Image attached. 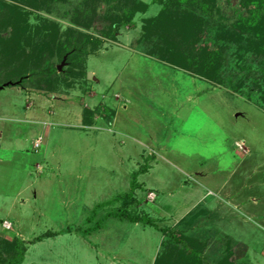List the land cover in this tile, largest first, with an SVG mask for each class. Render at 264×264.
<instances>
[{"label": "rangeland", "instance_id": "1", "mask_svg": "<svg viewBox=\"0 0 264 264\" xmlns=\"http://www.w3.org/2000/svg\"><path fill=\"white\" fill-rule=\"evenodd\" d=\"M81 1L47 0L35 10L26 0H2L0 49L12 56L11 64L33 47L46 60L56 54L52 42H35L21 20L51 36L55 23L68 34L81 28L75 19L86 18L84 11H73ZM140 1L144 11L115 39L104 36L112 25L108 19L95 20L91 30L81 25L82 35L71 36L77 48L58 64L60 84L51 86L56 90L31 71L26 79L16 73V82L6 81L16 68L0 54V264L10 257L6 246L15 237L26 244L23 264H155L163 252L158 264H215L224 258L222 264H264V102L236 89L232 68L221 70L222 81L211 82L146 49L158 28L163 40L174 38L168 20L151 25L163 3L167 16L180 21L179 35L186 41L196 35V49L219 33L220 22L230 34L247 38L257 30L264 38L263 12L257 15V7L244 0H208L196 9L189 0ZM98 3L100 16L121 13L115 0L91 3L90 12ZM88 34L99 47L91 54L78 44ZM256 69L257 80L264 68ZM80 71L87 79L79 78ZM243 166V181L236 185L232 173ZM144 167L151 168L147 174ZM150 189L157 191L156 203L154 193L149 201ZM210 191L211 205L226 209L200 203L195 224L183 227L191 233L172 238L176 220ZM122 213L140 214L143 221L135 224ZM148 219L155 225L145 224ZM48 232L63 234L32 244Z\"/></svg>", "mask_w": 264, "mask_h": 264}, {"label": "trees", "instance_id": "2", "mask_svg": "<svg viewBox=\"0 0 264 264\" xmlns=\"http://www.w3.org/2000/svg\"><path fill=\"white\" fill-rule=\"evenodd\" d=\"M28 1L26 4L30 6L32 9H41L46 3L47 0H26ZM105 2L107 0H83L81 3L75 4V7L73 8L74 12H79L82 13L84 11V16L86 17L84 21L81 23L80 19H75V22H79L80 24L78 27L83 26L85 29H90L94 25L95 20L98 21L100 20H105L108 19L112 21V25L109 26V28L106 29L104 32V36L110 38V39H115L117 35L119 34L120 28L128 25L131 23L135 16L138 13H141L144 10H141V1L140 0H115L118 4L120 3V6H118V11H121V13H112V12H106L103 16H100L99 14V3L97 5V8H94L90 12V5L91 3H97V2ZM155 2H162V0H153ZM168 2H174L175 0H167ZM184 1V0H183ZM208 0H189L187 4L192 5V9H196L195 5H198L199 2L206 3ZM247 2V4L250 6L257 7L256 9V14L259 15L260 12H263L262 15H260L259 19V25L261 26L262 24L264 25V0H244V2ZM185 2V1H184ZM2 3V0H0V4ZM115 3V2H114ZM186 3V2H185ZM164 9L162 10V13L160 16L155 18L152 21L153 25L152 27H155V22H158L160 25L161 23H165L168 20V26H173L171 30V36L174 38H168L166 37L165 40H163L162 32H160V29H157V34L155 35V38L147 41L148 47L146 48L148 51H150V54L152 56H159L162 61L168 62L169 64L176 66L178 68H192V73L194 75H200L204 78L207 79V81H213V80H218V77H220V80L222 81L221 78V73L224 68H232V73L237 79L238 83V88H236L241 94L244 95H251V97L254 95H258L260 101L264 102V72L262 76L256 80V76L259 77L261 74L260 71L256 68L263 69L264 68V38L262 35L258 33L257 30H255L256 33H249L247 39L244 37V33H237V34H230L226 31H224V23L220 22L217 25L216 33L214 36L209 37V40H207L203 45L202 48H195L191 41H194L196 38V35L191 34L190 36V41H186V39L179 35V31L177 32V26L180 28V21H178L176 18L173 19V15L168 14L169 12V7H165V3H163ZM243 8V6L239 7ZM204 13L208 14V11H203ZM202 12V13H203ZM237 12V13H236ZM236 17L240 12L236 11ZM199 20L204 23H209L204 21V16L203 14H198ZM69 17V16H68ZM106 17V18H105ZM197 18V16H196ZM26 21V20H25ZM21 20V24L25 25L26 24V29L31 31L32 35L34 36L35 39H37V42L39 41V38L42 40H45V46L48 45V41L52 42V51L55 52L56 54L52 56L49 59H44L41 57L40 51H36L37 47H33L30 52H27V50L24 51L23 56H20L18 60H15L12 64V56L5 51V48L0 49V54L4 55L3 59L4 61H9L6 63H10L11 65L10 68H16L15 73L12 71L11 73H6V77L8 80L6 81H17L14 79V77H17L16 73L19 76V79L23 80L26 79L27 75L29 72H33L35 78L38 80L44 79L46 83V87H50V91L54 90L55 87H51L59 83V72H58V64L62 58L68 54V53H73L75 51V48L77 46L73 43L72 37H76L77 34H81V31L83 29L77 30L75 27L70 28L68 31V34L66 32H60L59 26L54 23V28H53V35L51 36L50 34L52 33L49 30H44L38 26L32 25L30 20L28 19L27 22ZM105 22V21H104ZM103 22V23H104ZM170 22V23H169ZM258 22V21H257ZM97 23V22H96ZM107 23V21H106ZM262 23V24H261ZM173 24V25H172ZM179 24V25H178ZM82 25V26H81ZM155 25V26H154ZM262 25V26H263ZM264 27V26H263ZM197 29V28H196ZM200 30L203 29V25L201 24L200 27L198 28ZM1 31V29H0ZM177 32V35H176ZM72 36V37H71ZM231 38V40H229ZM94 36L91 34H88L85 36L84 42H79L78 44H81L82 46V51H89L91 54L92 51H95L99 47H96L97 40H95ZM28 42L31 40H27ZM91 45V46H90ZM51 46V45H50ZM54 46V47H53ZM90 46V48H89ZM95 47V48H94ZM150 47V48H149ZM152 47V48H151ZM39 48V47H38ZM43 49L45 48L44 46L42 47ZM55 50H54V49ZM89 48V49H88ZM88 49V50H87ZM4 53V54H3ZM88 55V52H84ZM54 54V53H52ZM56 57V58H55ZM42 60H45L42 62ZM49 60V61H48ZM18 68H22V72H19ZM31 68H34L33 71L30 70ZM201 68V70H200ZM18 70V71H17ZM20 73V74H19ZM235 73H238L237 75ZM223 74V73H222ZM4 75V76H5ZM76 75V74H75ZM79 78H84L87 79V73H83V71H80L79 73ZM234 77V78H235ZM241 78V79H240ZM205 79V80H206ZM48 85V86H47ZM56 90V89H55ZM250 99V98H249ZM100 107V106H99ZM97 112V111H96ZM149 193V192H148ZM151 201V200H149ZM153 202V201H151ZM131 203V202H130ZM128 204L127 200L124 201V204ZM137 207L139 208L141 204H139L136 201ZM124 212V211H123ZM198 212L195 211L192 214L190 213L186 218H184L180 223L179 227L175 229H170L173 233L170 235L172 238L177 235L183 234L187 235V232L191 233L190 230L185 229L183 227H187V225L191 226V224L194 220V216ZM148 215H145L146 217ZM122 219H129L135 224L137 223H142L143 217H141L140 214L137 216H130L126 215V213L121 214ZM145 224L149 225H155L154 222H152L150 219L145 221ZM166 230L167 233L170 232ZM184 231L185 233H181ZM200 230V228H199ZM163 233H166L164 230H161ZM63 232H48L41 237H38L34 239V242L32 241V244L42 242L45 239L48 238H54L62 235ZM193 236V235H192ZM191 236V237H192ZM194 240H196L194 238ZM14 244H10L6 246V252L8 253V256L10 255L9 258H7L6 263L4 264H23L25 261V254L27 252L26 244H24V241L15 237L13 240ZM193 241H188L187 239H184V243H192ZM168 242H165L164 244H167ZM196 248V247H195ZM193 249V248H192ZM12 253H14V257H12ZM12 257V258H11ZM165 257V253L163 252L162 256L157 258L155 264H158L159 260H163ZM226 258L223 260L218 259V261L215 264H222L225 261ZM205 262H208L206 258H204ZM209 260V259H208ZM210 261V260H209ZM206 264V263H205ZM210 264V263H207Z\"/></svg>", "mask_w": 264, "mask_h": 264}, {"label": "crops", "instance_id": "3", "mask_svg": "<svg viewBox=\"0 0 264 264\" xmlns=\"http://www.w3.org/2000/svg\"><path fill=\"white\" fill-rule=\"evenodd\" d=\"M192 77V76H191ZM194 78V77H193ZM195 79H197V78H195ZM124 106H125V104H124ZM98 114H100V113H93V115H95V116H97V118L99 117L98 116ZM85 121V119L83 118V122ZM239 154L240 155H242V156H244L243 155V153L241 154L240 153V151H239ZM244 160V159H243ZM149 169H151V168H147V167H144L143 168V172H144V174H147L148 173V171H149ZM135 173V172H134ZM198 176L199 177H205L204 176V173H199L198 174ZM232 176L234 177V178H232V180L233 181H235V179L237 180V181H235L236 183H234V184H238V183H240L241 184V181H243V178H244V166L243 167H241V168H239L238 169V171L236 172V169L234 170V172L232 173ZM236 185H233L232 184V186H236ZM229 185H228V181L222 186V187H228ZM238 187H239V185H238ZM222 189H224V188H222ZM149 193H154L155 195H156V200L153 202V203H156V201H157V199H158V195H157V191L156 190H153V189H150L149 191H148ZM220 192V191H219ZM239 191H237V192H235L234 190H232L231 191V194H234L235 195V193H238ZM148 193V194H149ZM209 193L211 194V195H209ZM242 193V192H241ZM214 195H213V191H210V192H208L206 195H203L200 199H199V201L197 202V205H196V207L192 210V211H190L188 214H186L185 216H183L182 218H180V219H177L176 220V222L173 224V226H172V229H175V228H177V227H179V223L184 219V218H186L190 213L192 214V212L194 213V211H196L197 210V207L198 206H200V203H203V202H210V206H211V208L213 209V211H216L217 209H218V207H219V210H220V212H221V210H224V209H226L225 207H224V205H222L221 203H219V202H215L214 204L212 203V205H211V202L212 201H214L213 199H212V201H210V198H212ZM235 197V196H234ZM234 197H231L232 199L231 200H235V198ZM228 202H231L229 199H228ZM222 206V207H221ZM224 207V208H223ZM201 216V215H200ZM195 221V220H194ZM193 221V223L195 224V222ZM204 226V225H203ZM207 226V227H206ZM208 226H210L209 224H205V226L203 227V229H205V230H208L209 228H208ZM211 226H212V224H211ZM200 228H202L201 226H200ZM163 239H164V237H163Z\"/></svg>", "mask_w": 264, "mask_h": 264}, {"label": "built area", "instance_id": "4", "mask_svg": "<svg viewBox=\"0 0 264 264\" xmlns=\"http://www.w3.org/2000/svg\"><path fill=\"white\" fill-rule=\"evenodd\" d=\"M149 199H151V201H154L155 195L154 194H149ZM7 225H10V224L7 223ZM8 228H10V226Z\"/></svg>", "mask_w": 264, "mask_h": 264}, {"label": "water", "instance_id": "5", "mask_svg": "<svg viewBox=\"0 0 264 264\" xmlns=\"http://www.w3.org/2000/svg\"><path fill=\"white\" fill-rule=\"evenodd\" d=\"M88 77H89V79H92V74H89V76H88Z\"/></svg>", "mask_w": 264, "mask_h": 264}]
</instances>
